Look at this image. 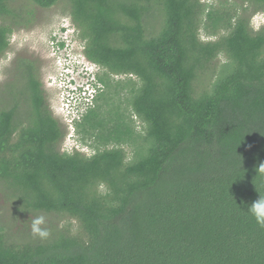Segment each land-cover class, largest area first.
Segmentation results:
<instances>
[{
	"label": "trees",
	"instance_id": "obj_1",
	"mask_svg": "<svg viewBox=\"0 0 264 264\" xmlns=\"http://www.w3.org/2000/svg\"><path fill=\"white\" fill-rule=\"evenodd\" d=\"M14 1L0 0V59L33 21ZM67 1L86 56L105 70L106 91L74 124L93 154L62 151L68 126L22 60L20 98L16 78L0 92V183L17 211L75 226L0 232V264H264V215L253 209L264 199V26L251 21L264 0H246L243 14L230 0L216 10Z\"/></svg>",
	"mask_w": 264,
	"mask_h": 264
},
{
	"label": "rangeland",
	"instance_id": "obj_2",
	"mask_svg": "<svg viewBox=\"0 0 264 264\" xmlns=\"http://www.w3.org/2000/svg\"><path fill=\"white\" fill-rule=\"evenodd\" d=\"M223 1L224 0H203V3L207 6V9L211 8V10H216L219 8L218 6L220 2ZM230 2L240 6V14H243L242 7L248 5L246 0H230ZM13 5L19 10H28L33 12L34 16L32 18L33 21L27 28L19 29L14 33L11 38L10 49L6 55L0 59V92L5 83L13 81V78H16V85H14L13 88L15 89V87H17L19 89L17 91V95L20 98L21 92L24 91L22 79L25 81V77L22 78L21 76V70L18 68L19 63H21L22 60L32 62L38 67L39 75L44 80L43 89L47 103L54 109L58 108L57 110L59 111L60 104L62 103L59 97L62 92H59L56 88H54L53 84L51 87L49 83L55 81L61 74L68 72L66 64L59 59V56H63L64 54V52L58 53L57 44L60 41V29L62 30L63 27H67L68 29H72V32L73 29L77 30V35L75 37L77 42H75V39L73 40L72 48L80 49V45L85 48L87 44L85 41L80 39L78 35L80 32L67 12L69 10V3L67 0H60L56 6L50 9L38 7L31 0H15ZM256 14L251 16V21H253L255 28L259 29L264 25V14ZM151 20L153 21L148 23V25L150 24L148 26V31L150 34L152 32L157 33L162 25V21L157 19L155 20V18ZM258 24L260 26H258ZM224 33L225 32L222 31V34ZM69 36L71 35L67 34L64 38ZM202 39L208 41L211 39L216 40L217 38H210L208 37V34L203 31ZM225 62V58L221 57L217 63L223 64ZM100 68L98 67L96 69L99 70ZM104 72L105 70H102L100 75H103ZM123 79H125V76L116 77V80ZM102 91H106V87L104 85L102 87ZM3 100L9 102L11 99L7 98L6 100V98L3 97L2 101ZM2 104L0 102V106H2ZM96 104L97 103H94V106H96ZM65 109L67 110L68 108L66 107ZM127 114L131 115L130 109H128ZM134 122H136L135 127L137 131L142 132L144 130L142 124L136 119H134ZM81 139L82 137L79 134L76 136V140H66L65 146L70 147L73 144L81 143ZM85 152L88 155L93 154V151L89 147L86 148ZM12 202L13 200L11 199L10 192L3 186L2 183H0V232L2 234L9 236L11 234L13 236L25 233L34 234L32 231V221L39 216H43L45 218L44 224L40 226L42 229L51 228V230H53L56 225L59 228L64 227V225L75 226V221L69 218L61 216L48 217L45 214L19 212L16 210ZM47 220L49 221L47 222ZM46 222L48 225L45 224Z\"/></svg>",
	"mask_w": 264,
	"mask_h": 264
},
{
	"label": "clouds",
	"instance_id": "obj_3",
	"mask_svg": "<svg viewBox=\"0 0 264 264\" xmlns=\"http://www.w3.org/2000/svg\"><path fill=\"white\" fill-rule=\"evenodd\" d=\"M252 24L254 26L253 21ZM256 29L258 30V28ZM76 33L77 30L75 29H73V32L72 29H68L67 27H63L62 30L60 29L61 35L58 43V53L64 52V54L63 56H59V59L66 64L68 72L61 74L55 81L49 83L51 87L53 84L54 88L62 92L59 97L62 102L59 107L60 110L58 111V108L54 109L52 106L50 107L55 116L61 118L68 126L69 133L66 140H76L75 122L80 119L89 107L94 105L103 87V84L99 80L103 68L86 56L85 48L81 45L80 49L72 48ZM67 34L71 36L64 38ZM75 42H77L76 39ZM61 44L64 46L62 47ZM98 67L101 68L97 70L96 68ZM66 107L68 108L67 110L65 109ZM66 140L61 146L63 152L77 150L86 153V148L79 143L66 147ZM253 209L257 212L258 216L264 215V199L254 201ZM44 222L45 218L43 216H39L32 221L33 233L38 234L41 238H45L49 234L47 230L40 227Z\"/></svg>",
	"mask_w": 264,
	"mask_h": 264
},
{
	"label": "flooded vegetation",
	"instance_id": "obj_4",
	"mask_svg": "<svg viewBox=\"0 0 264 264\" xmlns=\"http://www.w3.org/2000/svg\"><path fill=\"white\" fill-rule=\"evenodd\" d=\"M18 68H19V67H18ZM22 72H23V70H21V74H23ZM18 73H19V72H18ZM39 82H40L41 89L44 90V89H43L44 80L41 78V76L39 77Z\"/></svg>",
	"mask_w": 264,
	"mask_h": 264
},
{
	"label": "bare ground",
	"instance_id": "obj_5",
	"mask_svg": "<svg viewBox=\"0 0 264 264\" xmlns=\"http://www.w3.org/2000/svg\"><path fill=\"white\" fill-rule=\"evenodd\" d=\"M258 26H260V25L258 24ZM256 27H257V26H256ZM60 35H61V34H60ZM59 39H60V38H59ZM58 43H59V42H58ZM57 45H58V44H57ZM63 46H64V45H63ZM63 46H62V47H63ZM60 55H61V54H60ZM58 56H59V55H58Z\"/></svg>",
	"mask_w": 264,
	"mask_h": 264
}]
</instances>
